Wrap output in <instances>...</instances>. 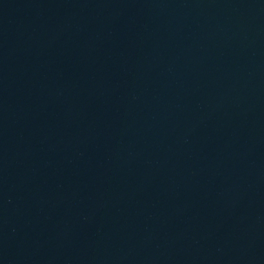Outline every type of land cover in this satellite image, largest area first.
<instances>
[{"label": "water", "instance_id": "obj_1", "mask_svg": "<svg viewBox=\"0 0 264 264\" xmlns=\"http://www.w3.org/2000/svg\"><path fill=\"white\" fill-rule=\"evenodd\" d=\"M0 264H264V0H0Z\"/></svg>", "mask_w": 264, "mask_h": 264}]
</instances>
